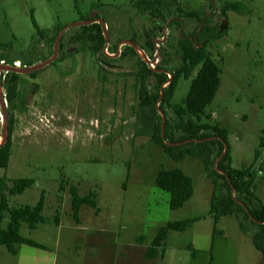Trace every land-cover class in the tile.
Masks as SVG:
<instances>
[{
	"label": "rangeland",
	"instance_id": "obj_1",
	"mask_svg": "<svg viewBox=\"0 0 264 264\" xmlns=\"http://www.w3.org/2000/svg\"><path fill=\"white\" fill-rule=\"evenodd\" d=\"M232 1L244 9L224 16L221 7ZM149 2L152 6L143 9L142 0H0V54L5 57L0 61V138L6 134L3 109L6 127L8 118L13 122L8 166L0 175L34 179L22 193L8 196L10 206L33 205L42 190L45 196V221L35 228L20 223L21 235L44 247L21 244L12 254L0 244V264H209L212 184L202 164L191 156L174 161L149 137L135 134L140 62L170 78L179 61V38L194 35L205 23L223 32L206 46L221 73L205 120L227 128L231 164L251 167L254 193L264 203V0ZM95 18L105 31L102 49H94L93 38L79 39L83 26L93 22L73 24L62 33L58 56L31 68L52 56L61 28ZM32 19L47 30L45 36H36ZM13 75L10 102L6 90ZM148 78L154 80L152 74ZM190 81L180 79L174 102L186 95ZM159 114L173 125L168 107ZM160 167H178L193 178V195L177 209L169 206L170 193L155 185ZM71 184L80 195L96 193L99 207L96 212L82 205L78 223ZM3 215L5 227L9 213ZM194 216L200 219L184 231L169 230L156 257L145 256L162 225ZM218 228L223 234L215 240L211 264L261 260L234 216L222 217Z\"/></svg>",
	"mask_w": 264,
	"mask_h": 264
},
{
	"label": "trees",
	"instance_id": "obj_2",
	"mask_svg": "<svg viewBox=\"0 0 264 264\" xmlns=\"http://www.w3.org/2000/svg\"><path fill=\"white\" fill-rule=\"evenodd\" d=\"M76 1V0H75ZM143 9L152 6L151 2L142 0ZM244 5L241 2H225L221 12L225 16L227 10L241 12ZM36 28V36H45L46 29L39 27L32 19ZM87 27H90L87 29ZM87 29V32L85 30ZM93 31H92V30ZM80 41L93 38L95 50L102 49L104 43L103 26L98 22L84 25ZM89 31V32H88ZM222 30L216 25L203 24L194 35H183L177 42L179 61L177 66L166 73L152 69L145 62H140L143 68L137 73L139 76L138 108L136 112V135H145L153 143L161 147L164 155L174 161H181L186 156L199 161L212 182V192L209 199L208 214L213 219V229L210 242L209 264L214 260L213 249L215 240L223 231L218 228V222L224 216H234L239 230L248 235L254 247L261 252L262 258L257 264H264V203L254 193L255 173L251 167L236 168L231 164L228 130L215 122L205 118L206 107L212 102L220 84V66L206 50L207 44L222 35ZM88 38V39H87ZM5 44L3 46H7ZM150 48L153 43L150 41ZM33 50V47H31ZM134 52V49H133ZM5 57L0 54V61ZM195 75L192 77L193 73ZM152 74L154 80H149ZM189 79L190 86L186 95L178 102L173 101L175 89L180 79ZM17 76L10 79L11 86L7 87V99L12 102L15 96ZM166 83L164 86L163 84ZM158 103V106L156 105ZM168 107L171 110L173 125L162 121V112ZM171 129V130H170ZM13 122L8 118L6 134L0 144V168H7L12 146ZM262 141V140H261ZM155 185L170 193L169 206L177 209L183 206L192 196L194 190L193 178L182 169L160 167L155 175ZM34 183L31 177H19L10 180L6 175H0V244L8 252L16 254L21 244H28L43 248L44 245L26 238L20 233V223L26 222L29 228H35L44 222L42 214L45 206L44 190L33 205L23 204L10 206L8 196L22 193ZM62 180L59 186L63 190ZM71 210L74 220L79 222V212L82 205H88L96 212L99 211L96 193L90 191L80 195L77 186H69ZM9 213V222L2 227L3 212ZM200 217H189L175 221H167L162 225L147 248L145 256L154 258L158 255V248L163 247L169 230L184 231L192 222ZM57 221V218H55ZM188 248L192 249L191 245Z\"/></svg>",
	"mask_w": 264,
	"mask_h": 264
},
{
	"label": "water",
	"instance_id": "obj_3",
	"mask_svg": "<svg viewBox=\"0 0 264 264\" xmlns=\"http://www.w3.org/2000/svg\"><path fill=\"white\" fill-rule=\"evenodd\" d=\"M96 19H97V21H99L98 18H95V19H90L88 22L79 21V22L71 23V24H69V25L64 26L63 28H61V29L59 30V32H58V34H57L55 40H54V43H53V54H52V56H51L49 59L45 60L44 62H42V63H40V64H38V65L31 66V68H33V69L41 68V67L45 66L46 64L50 63L51 61H53V60L58 56V47H59L60 38H61V36H62V33L64 32V30H65L68 26L73 25V24H85V23H91V22H93V21L96 20ZM104 32H105V31H104ZM5 67H6V68H10V67H8V66H5ZM10 69H12V68H10ZM13 69H14V68H13ZM2 106H3V105H2ZM3 116H4L5 131H6V121H7V116H6V113H5V110H4V109H3ZM1 136H2V138H3V140H4V136H5V134H2ZM1 143H2V142H1ZM1 143H0V144H1Z\"/></svg>",
	"mask_w": 264,
	"mask_h": 264
},
{
	"label": "crops",
	"instance_id": "obj_4",
	"mask_svg": "<svg viewBox=\"0 0 264 264\" xmlns=\"http://www.w3.org/2000/svg\"><path fill=\"white\" fill-rule=\"evenodd\" d=\"M241 168V167H240ZM210 179V178H209ZM193 184H194V181H193ZM211 184H212V182H211ZM193 192H194V190H193ZM211 192H212V189H211ZM193 195V194H192ZM210 196H211V193H210ZM210 196H209V199H210ZM194 217H196V216H194Z\"/></svg>",
	"mask_w": 264,
	"mask_h": 264
},
{
	"label": "built area",
	"instance_id": "obj_5",
	"mask_svg": "<svg viewBox=\"0 0 264 264\" xmlns=\"http://www.w3.org/2000/svg\"><path fill=\"white\" fill-rule=\"evenodd\" d=\"M262 152L264 153V145L261 147ZM261 173V171H259Z\"/></svg>",
	"mask_w": 264,
	"mask_h": 264
},
{
	"label": "bare ground",
	"instance_id": "obj_6",
	"mask_svg": "<svg viewBox=\"0 0 264 264\" xmlns=\"http://www.w3.org/2000/svg\"><path fill=\"white\" fill-rule=\"evenodd\" d=\"M3 141V138H2V136H1V138H0V143Z\"/></svg>",
	"mask_w": 264,
	"mask_h": 264
}]
</instances>
